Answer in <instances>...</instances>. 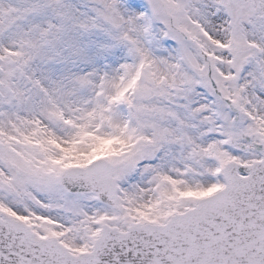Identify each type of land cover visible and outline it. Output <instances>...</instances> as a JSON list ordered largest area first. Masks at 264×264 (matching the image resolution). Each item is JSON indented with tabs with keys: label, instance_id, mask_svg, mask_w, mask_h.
Here are the masks:
<instances>
[{
	"label": "snow or ice",
	"instance_id": "1",
	"mask_svg": "<svg viewBox=\"0 0 264 264\" xmlns=\"http://www.w3.org/2000/svg\"><path fill=\"white\" fill-rule=\"evenodd\" d=\"M0 264H264V0H0Z\"/></svg>",
	"mask_w": 264,
	"mask_h": 264
}]
</instances>
